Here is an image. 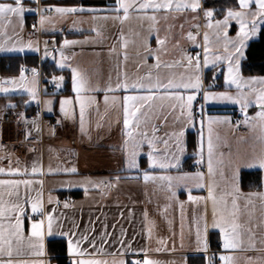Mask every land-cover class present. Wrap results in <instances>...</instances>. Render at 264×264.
Here are the masks:
<instances>
[{
    "label": "crops",
    "instance_id": "obj_1",
    "mask_svg": "<svg viewBox=\"0 0 264 264\" xmlns=\"http://www.w3.org/2000/svg\"><path fill=\"white\" fill-rule=\"evenodd\" d=\"M81 1L22 0V6L25 9H32V12L25 11L21 22L25 20V25L28 27L27 36L37 39L40 50L32 48L21 51L9 48L8 41L15 34L6 23L8 24L9 19L15 18L16 15L8 14L0 21V43L4 40L7 43V46L4 43L0 44V56L37 55V63L33 67L38 68L41 74L37 73V86L33 88L36 93L35 99L28 92L19 97V100L15 96L0 94V168L7 171L10 163L13 169L19 168L21 172L27 170L25 175H0V179L33 181L30 188L21 185L18 190L23 202L22 219L26 239L23 246L24 255L14 254L13 259L43 260L45 264H56L55 258L48 254L47 242L52 239H64L68 260L71 262L74 258L79 260L81 257L69 255L68 242L72 240L75 243L80 239L79 247L86 253L84 258H91L87 254L94 253L98 248L103 251L97 253L95 258L107 259L109 264L113 258L123 259L126 264H133V261L137 260L143 264L145 259L156 261L158 264H188L189 256L202 255L215 244L221 245V251L224 253L222 255L232 257L231 264H264L263 232L248 235L249 238L245 241L247 249L225 250L219 229L211 228L209 223L207 224L205 208L208 186L205 162L190 152L186 142L179 144L182 149L180 151L177 149V143L168 146L162 144L159 138V141L157 140V134H161V130H149L141 126L137 128L133 123L128 130L136 140H142V134L147 133L148 139L153 140V156L157 160L171 159L175 155L179 157V164L176 168L168 170L150 168L148 161L150 149L147 140L143 141L138 155L135 157L131 155L132 140L124 135L123 96L146 93L135 90L125 92L123 89L106 93L105 89L109 85L114 87L118 81L124 79L131 84L153 72L152 69L156 68L154 65L159 59L156 50L158 46L154 43L145 46L147 39L143 33V20L134 17L137 12L130 10L129 18L121 21L115 19L116 12L111 11L115 2L112 5H89ZM4 2L14 4V0H4ZM52 2H61L63 7H79L95 11L71 14L73 16L61 26L50 29L53 24L51 27L40 24L41 14L37 10L43 6L51 8ZM252 6L254 7V4ZM201 10V18L204 21L203 15L206 10ZM47 12L48 10L44 11L43 15L49 17L51 23L59 22L62 18L59 15L53 18L55 12L52 14ZM140 13L154 14V11L147 9ZM120 15L123 16L122 10ZM191 24L192 27L194 23ZM60 29H62L61 33L58 32ZM23 30L21 28L22 32ZM50 36L55 40L53 46L48 39ZM66 40L70 42V47L69 44H64ZM125 41L127 46L122 47ZM82 42H89V46L93 45V47L83 48ZM44 46L48 47L43 49ZM44 60L53 64L59 71L55 76L63 77L64 92L61 96L41 94L39 84L40 78L43 79L41 62ZM58 62L64 67H58ZM73 68L80 73L87 72L85 77L88 85L99 88L98 91L81 93L85 101L83 130L80 107L76 103V93L72 89ZM209 71H203L204 78ZM215 75L213 72L211 81H218L223 87L221 76ZM105 95L109 97L107 104ZM113 97H118V101L114 102ZM65 99L72 101L65 106L67 116L61 112L60 107L61 100ZM46 101L51 103L46 106ZM36 105L41 106L46 118L57 119L56 129L46 123L42 125L37 119L15 123H4L2 120L6 112L25 113ZM93 105L94 108H91ZM231 108L234 107L225 108L221 112L228 114L226 111ZM217 110L220 112L222 109L217 108ZM21 128H25L37 140L36 144L25 148L18 144ZM236 131L245 132V129ZM189 132L187 130L183 135ZM126 139H129L127 149L124 146ZM39 141H42V144ZM189 157L192 160L184 167L183 162ZM132 159H135L136 167L128 166V162ZM197 161L200 163L198 164ZM33 165L40 171L33 173ZM71 168H75L76 171H67ZM145 172L156 177L167 175L181 179H173L172 190L169 192L167 181L156 179L145 182L143 179ZM197 173L203 174V188L197 187L199 179ZM241 192L245 195L258 193L243 190ZM66 196L74 197L71 205L64 200ZM189 196L195 199L189 200ZM4 198L9 201L16 199L7 195ZM50 198L51 203H49ZM37 199L42 202L41 213H33L28 203L29 200ZM261 212L263 213L264 210ZM261 212L258 211L260 214ZM49 213L54 220L52 235L47 233L45 216ZM42 218H45L44 255L34 256L30 254L33 250L27 247L28 232L31 222ZM198 230L200 242L197 240ZM212 234L215 235L213 242L210 239ZM84 236H87V241L82 239ZM89 241H94L95 248ZM250 243L254 244V250H248ZM109 253L114 256L108 255ZM221 263L223 264L222 261Z\"/></svg>",
    "mask_w": 264,
    "mask_h": 264
},
{
    "label": "snow or ice",
    "instance_id": "obj_2",
    "mask_svg": "<svg viewBox=\"0 0 264 264\" xmlns=\"http://www.w3.org/2000/svg\"><path fill=\"white\" fill-rule=\"evenodd\" d=\"M38 2V0H37ZM254 4L255 11L251 12L252 21L251 24L248 22V15L251 6ZM201 7L200 0H115V6L111 11L116 12V16L114 17L117 20H127L130 15V10L133 12H144L147 9H152L154 12H159L161 10L168 11H184L190 9L192 12H196L197 9ZM240 11H235L233 9H228L224 19L216 20L215 23H212L213 11L206 10L204 12L205 17L208 20L207 27L210 29H214L219 40L221 33L223 34L224 41V51L227 53L226 56H213L210 58L209 52V36L208 33L204 34V67H207L210 63V60L213 64L217 61L225 60L228 63V68L224 76L225 85L229 88L231 86H235L238 95L233 97L229 95V92L226 90L225 92L210 94L207 91L204 93V99H220V100H228L234 103H240L241 99H243V103L241 104V110L245 112V123L251 124L252 121L259 122L262 131H264V91L259 93L255 92V89H251L250 85L255 83V78L244 80L239 76V59L243 56V48L248 39L251 36L256 34L259 30L260 25H264V0H239ZM123 11V16L120 15V11ZM25 11H32V9H25L22 6V0H14L13 3L4 2V0H0V19H3L8 14H15L18 17H23V13ZM37 11L41 14L40 23L43 25L46 20H49V17L43 15L44 9H38ZM48 11L55 12L59 16L63 17L68 14L82 13L84 11L94 12L93 9H83L79 7H55L49 8ZM147 19L155 22L156 16H148ZM230 20H235L239 25V30L237 31L235 39H229L228 37V25ZM76 23L75 21L73 22ZM198 28L199 25H196ZM188 38L190 40H194L195 37L189 33ZM69 41H64V44H69ZM164 41L157 39V44H163ZM231 45V48H229ZM127 42L125 41L122 44V47H126ZM23 51V49H20ZM47 54V53H46ZM125 59L127 57L125 56ZM187 64L184 66L186 72L193 73L192 75H188L186 78L182 77L181 80L175 81L173 79H168L165 83L161 81L159 78L153 82L152 74L149 72L146 76L139 78L135 82L129 84L127 79L123 81H118L117 84L113 87L109 85L105 91L107 92H117L120 89H123L125 92L129 90L135 91H143L146 94L143 95H124L123 96V125H124V135L132 140L131 155L135 157L139 154V149L144 140H147L148 147L150 149L148 153V161L150 168H160L163 170H168L172 168H176L179 164V157L173 155L171 159H166L163 161L157 160L153 156L154 145L153 140L148 139L147 133H143L142 140H136L133 137V134L128 129L130 126L135 123L137 128L141 124V118L138 115L145 106L151 107V102L154 99H170L178 102L179 107L181 109V115H187L189 119H192V102L196 99L195 94L185 95L179 93L178 91H170V90H179L184 89L187 90H195L199 91L201 87V78L199 75L200 72V61L199 58L196 59L195 63L191 57H186ZM235 62V67L233 63ZM176 63H179L177 61ZM166 67H171V65H165ZM58 67L63 68L64 65L58 62ZM154 67L159 68V62L154 65ZM33 75H35V70H33ZM55 80H63V77H54ZM25 80V72L22 69L20 73V80H5L0 82V92L8 93L10 90H15L16 88H23L28 94L35 99L36 93L33 89L26 87L23 83ZM261 84H264V79L259 81ZM3 85H10L9 87H4ZM58 88L60 84L56 85ZM249 88V91L255 94V103L259 111L256 112L254 117L249 118L247 116V108L249 107L250 101L248 100L247 95L244 94V89ZM72 89L76 93V103L79 104L80 107V121H81V129L83 130L84 124V116H85V101L81 97L82 92L86 91H98L99 88H92L88 85L85 77L75 68L72 69ZM161 90L163 93L161 94ZM105 103L107 104L109 97L105 95L104 97ZM114 102L118 101V97L112 98ZM50 101H46L45 105L50 104ZM72 103L70 100H61L60 107L61 112L67 116L68 112L66 111L65 106ZM9 107H15L14 105H9ZM175 109L176 105L172 106ZM50 110V109H49ZM219 122V121H209V123ZM177 138V149L182 151L179 147V137L183 135V132H178L174 134ZM129 139L124 141L125 149H127L129 145ZM167 145V141H164ZM213 142L211 137V128H209V138H208V173L209 175L213 174ZM199 164L200 161H197ZM129 167H136L135 159H132L128 162ZM249 167H258L260 169H264V153L255 157L253 160L248 162ZM25 172H21L19 168L13 169L11 164L9 163V167L7 171L4 168H0V175H8V176H20L25 175ZM40 169H38L35 165L32 167V172L37 173ZM67 171L75 172V168L68 169ZM196 176L199 178L197 182V187L203 188L204 184L202 182V173H197ZM143 179L145 182L149 180H160L167 181V190L171 192L172 190V181L173 179H181L174 178L172 176L161 175V176H152L147 172L144 173ZM36 183H41L40 181H36ZM33 184L32 180L29 179H0V264H45L43 260H34V261H26V260H14V254L16 256L24 255L23 246L25 242L24 236V225H23V202L19 196V188L21 185L25 186V188H30ZM238 192V189L235 190ZM7 195L8 197H16L15 200L9 201L4 197ZM175 195V193H173ZM251 195H258L261 200H264V193H253ZM227 197H231L230 201ZM195 198L189 196V200H194ZM208 200L212 201L213 204V223L212 227L218 228L220 231L221 239L223 241V248L225 250H235L240 248L241 238H240V225L237 223V213L239 212L238 199L239 197L235 195V193H224L219 200L214 195L213 187L211 184L208 185ZM28 203L31 205V210L33 213H41L42 210V202L37 200H29ZM49 203H51V198L49 199ZM246 203H250V200L246 201ZM222 204L223 208L219 209V218H217L218 205ZM230 204V206H229ZM67 206V205H66ZM145 213V217H146ZM47 220V233L48 235H52L53 230V217L52 215L46 214L45 216ZM45 218L40 220H36L31 222L30 229L27 237V247L32 249L31 255L34 256H43L44 255V244H43V236L45 230ZM62 235H67L66 233H62ZM87 241V236L82 238ZM197 240L200 242V233L197 231ZM80 239H77L75 243L72 240L68 242V253L70 256L76 257L79 256L81 259H73L72 264H109L107 259H97L95 255L97 253H102L103 250L96 248L94 253L87 254L91 258H84L86 253L82 250L80 245ZM95 248L94 241H89ZM163 243V241H161ZM248 250H254V244H249ZM159 251V249H157ZM108 255H113L109 253ZM123 255V253H122ZM7 257V259H4ZM220 260L223 264H231L232 257L229 255H221ZM111 264H126L123 259L113 258ZM133 264H141L140 261H133ZM143 264H158V262L145 259Z\"/></svg>",
    "mask_w": 264,
    "mask_h": 264
},
{
    "label": "rangeland",
    "instance_id": "obj_3",
    "mask_svg": "<svg viewBox=\"0 0 264 264\" xmlns=\"http://www.w3.org/2000/svg\"><path fill=\"white\" fill-rule=\"evenodd\" d=\"M238 8L233 9L235 11H240L239 0ZM200 4L201 0H200ZM61 2H52L51 8L55 7H63ZM50 7L43 6L41 9L47 11ZM202 5L196 12H192L190 9L184 11H168L165 12L163 10L159 12H154V14H146V13H137L136 16L138 18H142L143 20V33L146 40L145 46L154 43V45L158 46L156 50H158L157 54L159 56L158 62L160 64L159 68L152 69L153 80L159 78L163 82H167L168 79H173L175 81L181 80L182 77H187L188 75H192L191 72H186L185 65L187 64L186 57H191L193 63H195L196 59L199 58L200 61V78H201V87L199 91L195 90H187L179 89V90H170V91H178L179 93L185 95L195 94L196 99L192 102V109L195 105V102L200 99L201 103L208 109L207 114L204 116V119H196L194 115L192 119H189L187 115H181V109L179 104L175 100H170L167 98L164 99H154L151 102V107L145 106L138 114L142 119L141 126L142 128H149V130H161V134H157V140L161 141L162 144L166 145L164 141H167L168 146H173V144L177 143V138L174 135L178 132L186 133L187 130L190 131L186 135H182L179 137V144L182 142H186L188 145L192 141L193 145V155L201 158L202 162H205V175L207 177V186L209 184L213 187V192L217 200L224 193H235L239 197L237 203L239 206V212L237 213V223L240 225V238L241 244L239 250L247 249L245 247V241L249 238L248 235L255 233H264V200H261L258 195H249V193L241 192L240 186V176L239 173L243 171H260L261 173V187L257 190H253L254 192L264 193V169H260L258 167H249L248 162L253 160L255 157L264 153V131H262L259 122L252 121L251 124L245 123V112L244 116L240 121L241 128L245 129V132H238L237 127L234 126L231 122L230 115L224 112H217V108H221L224 111L225 108L234 107L236 109L241 110V104L244 102L241 99L240 103H234L228 100H220V99H204V93L207 91L210 94H216L225 92L226 90L229 92V95L236 97L238 95L235 86H231L230 88L225 85L224 76L228 68V63L225 60L217 61L213 64L210 60V63L207 67H204V34L208 33L209 36V47L210 58L216 55L221 57L226 56L227 53L224 51V41L223 34L218 40L216 32L214 29L208 28L206 25L208 23L207 18L203 15L204 21L201 18L202 16ZM152 10V9H151ZM255 11V6H251L249 15L247 17L249 24H251L252 17L251 12ZM156 16L155 22H152L147 19L148 16ZM226 15V14H225ZM225 15L221 18L212 17V23H215L216 20H223ZM46 16V15H44ZM58 14L55 13L53 18H56ZM73 15L68 14L63 16L59 22L51 23L49 20H46L44 25L51 27L50 29H55L61 26L64 22L70 19ZM133 17V16H132ZM41 19V18H40ZM3 19H0L2 21ZM21 17L16 16L13 19H9V23L7 27L13 31L15 34L12 39L8 41V47L14 49H30L36 48L40 50L39 43L35 37L30 38L27 36V25H25V20L23 23L21 22ZM191 22L194 25L191 27ZM41 24V23H40ZM3 25V24H2ZM5 25V24H4ZM5 25V28H6ZM42 25V24H41ZM196 25H199L197 28ZM23 26V27H22ZM147 28H146V27ZM263 25H260L259 30L247 40L244 48H243V56L239 59V76L244 80H249L252 78L244 77L241 74V62L245 56V48L252 40L257 39L259 35V31ZM42 27V26H41ZM23 28V32L21 31ZM60 29L58 32L61 33ZM239 30V25L235 20H230L228 25V37L229 39H235L237 31ZM54 33V32H52ZM189 33L195 37L194 40H190L188 38ZM1 38V37H0ZM50 42H52V46L54 45V38L52 36L48 37ZM157 39L164 41L163 44H157ZM148 41V43H147ZM4 43L7 46L6 40L2 41L0 44ZM12 45V47H10ZM89 42H82L81 47L90 48L93 45L89 46ZM48 46H44V48ZM51 47V46H50ZM70 47V44H69ZM231 48V45H229ZM16 52V51H13ZM197 52V53H196ZM179 61V63H176ZM165 65H171V67H166ZM235 67V62L233 63ZM212 70L216 75H220L223 87H221L218 81H215L217 85L220 86L219 90H211L207 89L202 92L203 85L206 82V77L203 76V71ZM84 77L87 75V72L81 73ZM215 75V76H216ZM0 82L2 79L10 78V80H20L19 73H11L8 76H3L0 73ZM61 77V76H55ZM86 79V77H85ZM264 79V77H256L255 83L250 85L251 89H255L256 93L264 91V84H261L259 81ZM60 84V87H63L64 81L55 80ZM211 81V80H210ZM38 82V74L35 75H25V80L23 83L26 87L33 89L36 88ZM208 82V81H207ZM4 87L11 88L10 85H3ZM63 89V88H62ZM27 92L23 88H16L15 90H10L8 93L0 92V94L15 96L16 99H20L24 93ZM163 90H161V94ZM244 94L247 95L248 100L250 101L249 107L247 108V116L249 118L254 117L256 112L259 109L255 103V94L249 91V88L244 89ZM61 96V95H60ZM94 100H92V104H94ZM173 105H176L175 109H173ZM94 108V105L91 107ZM212 108V109H209ZM94 111V109H93ZM210 111V112H209ZM219 121L209 123V121ZM209 128H211V137L213 142V174L209 175L208 173V138H209ZM164 135H163V134ZM193 133V135H190ZM170 134V135H165ZM172 135V136H171ZM158 140V141H159ZM191 140V141H190ZM201 168V167H200ZM258 168V169H253ZM242 173V172H241ZM241 175V174H240ZM238 189V192L235 190ZM252 191V190H251ZM245 191V192H251ZM251 194V193H250ZM253 194V193H252ZM207 197H208V187H207ZM206 197V198H207ZM230 201L231 197H227ZM250 200V203H246V201ZM230 206V204H229ZM217 218H219V209L223 208V205L220 204L217 206ZM258 211L261 212L258 213ZM206 222L209 223V226L212 227L213 223V204L212 201L207 199L206 208ZM263 214V215H262Z\"/></svg>",
    "mask_w": 264,
    "mask_h": 264
},
{
    "label": "trees",
    "instance_id": "obj_4",
    "mask_svg": "<svg viewBox=\"0 0 264 264\" xmlns=\"http://www.w3.org/2000/svg\"><path fill=\"white\" fill-rule=\"evenodd\" d=\"M84 4L112 5L115 0H82ZM237 0H202L203 10H212L215 18L223 17L228 9H237ZM37 63V55H4L0 56V73L8 76L11 73H19L25 66H34ZM42 77L44 81L50 80L59 73L54 65L47 60L41 62ZM213 71L206 73V81L212 79ZM241 74L247 78L264 77V25L259 31L257 39L252 40L245 48V56L241 62ZM220 78H218L219 80ZM221 112V111H220ZM190 135H193L191 133ZM191 141V140H190ZM190 152L193 150L192 141L188 144ZM192 158H186L183 166H187ZM240 186L243 191H253L261 187L260 171H245L240 175ZM211 241L215 235H211ZM48 254L55 258L56 264H72L67 258V248L64 239H52L47 242ZM204 257L189 256L188 264H203Z\"/></svg>",
    "mask_w": 264,
    "mask_h": 264
},
{
    "label": "built area",
    "instance_id": "obj_5",
    "mask_svg": "<svg viewBox=\"0 0 264 264\" xmlns=\"http://www.w3.org/2000/svg\"><path fill=\"white\" fill-rule=\"evenodd\" d=\"M48 14H52L53 12L48 11ZM33 32V31H32ZM24 70L25 75L33 74V70H35V73L40 74V70L33 66H25L22 67L19 71V74L21 73V70ZM40 90L41 94L43 95H53V96H59L63 94V89L61 87H57V82L54 81V79H50L47 81H44L42 78H40ZM211 89V90H219L220 86L217 85L215 81H206L203 85V91ZM208 109L201 103V100L198 99L195 102V105L193 106L192 114L196 119H204V116L207 114ZM210 112V111H209ZM229 115H231L232 123L234 126L237 127L238 130L244 131L243 128L240 126V121L242 117L244 116V113L242 110L231 108L226 111ZM38 120L42 125L47 124L50 125L53 129H56L57 126V119L54 117L46 118L43 115L42 108L40 105L34 106L29 112L25 113H19V112H6L2 116V120L4 123H15V122H27L32 120ZM18 144L25 148V146H30L36 144L37 140L32 137L28 131L25 128H21L19 131V137H18ZM40 144H42V141H39ZM66 203L68 205H71L74 201L73 196H66L64 198ZM224 254L221 251V245L215 244L214 247L206 250L204 253H202L201 256L204 257V263L203 264H222L221 261L218 259L220 255ZM139 261V260H138Z\"/></svg>",
    "mask_w": 264,
    "mask_h": 264
},
{
    "label": "water",
    "instance_id": "obj_6",
    "mask_svg": "<svg viewBox=\"0 0 264 264\" xmlns=\"http://www.w3.org/2000/svg\"><path fill=\"white\" fill-rule=\"evenodd\" d=\"M30 12H32V11H30ZM5 80H10V78L3 79L2 81H5Z\"/></svg>",
    "mask_w": 264,
    "mask_h": 264
}]
</instances>
